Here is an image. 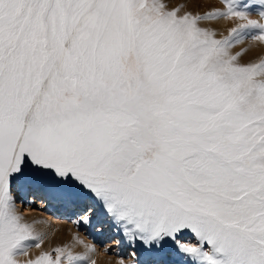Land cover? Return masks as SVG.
<instances>
[{"label":"snow or ice","instance_id":"snow-or-ice-1","mask_svg":"<svg viewBox=\"0 0 264 264\" xmlns=\"http://www.w3.org/2000/svg\"><path fill=\"white\" fill-rule=\"evenodd\" d=\"M221 2L0 0V264H96L78 236L18 259L32 192L104 210L119 264H264V56L233 51L264 44V0Z\"/></svg>","mask_w":264,"mask_h":264},{"label":"rangeland","instance_id":"rangeland-1","mask_svg":"<svg viewBox=\"0 0 264 264\" xmlns=\"http://www.w3.org/2000/svg\"><path fill=\"white\" fill-rule=\"evenodd\" d=\"M175 1H178L179 6L190 2L193 7L186 12L196 13V11L200 12L202 10V0H165L168 6ZM206 1H210V3L217 2L219 7H223L221 0ZM208 11H211V9ZM208 11L205 10L200 13ZM252 15L253 18H258L255 12ZM213 22L211 21V24ZM219 23L221 27L217 25L218 33L223 32L226 34L227 28L233 26L231 21L220 20ZM249 43H251V47H249ZM241 48H248L241 56V62L257 61L261 56H264V44L259 42L245 41L244 44L236 45L233 51H240ZM43 194L42 192L27 193L24 200L16 201L17 208L22 213L24 220L29 224H33L37 231L45 234L44 243L40 248H30L27 255L18 257L19 260L28 257L34 258L41 250H47L51 247L71 246L75 243L74 237L77 236L86 244L96 246V252L92 254L96 264H119L121 259L127 261L132 258L131 253L135 251V246L127 245L122 229L115 224L104 210L94 209L91 213L88 210L80 211L74 207L63 205L58 201L47 199ZM42 198L46 202H41ZM27 207L31 210L29 215L24 214V210ZM86 214L92 215L91 223L89 224L82 222L83 216ZM76 220H80L81 223L77 225L74 223ZM106 247L109 249L108 251H105ZM72 251L74 253L84 252L86 249L83 245H75ZM32 255L35 256L30 257Z\"/></svg>","mask_w":264,"mask_h":264},{"label":"bare ground","instance_id":"bare-ground-1","mask_svg":"<svg viewBox=\"0 0 264 264\" xmlns=\"http://www.w3.org/2000/svg\"><path fill=\"white\" fill-rule=\"evenodd\" d=\"M168 4V3H167ZM201 11L200 12H202V11H205V10H209V9H213V8H216V7H219V4L216 2V3H210V1H206V0H202L201 1ZM169 9H171V8H179V12H178V14H180V15H182L184 12H186L187 10H190V9H192V7L193 6H191L190 5V2H187L186 4H184L183 6L181 5V6H179V4H178V1H175L174 3H170L169 4ZM209 7V8H208ZM194 11V10H193ZM195 12V11H194ZM196 12H198V11H196ZM204 25L205 26H211V27H214V28H216V30L218 31V29H217V25H219L220 26V23H219V21H214L212 24H211V22H204ZM221 27V26H220ZM43 196L44 197H46L45 196V194H43ZM31 198V197H30ZM47 198V197H46ZM45 198V199H46ZM47 199H50V198H47ZM41 202H46V200H44L43 198H42V200H41ZM43 203H41V204H43ZM89 212V211H88ZM24 214H31V210L27 207V208H25V210H24ZM35 255H32V256H30V257H34ZM29 258V257H28ZM28 258H22L21 259V261L23 262V261H25V260H27ZM119 261V260H118ZM100 264H102V263H100Z\"/></svg>","mask_w":264,"mask_h":264}]
</instances>
